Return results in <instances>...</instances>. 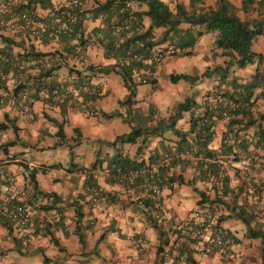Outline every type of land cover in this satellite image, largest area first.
<instances>
[{"label":"crops","instance_id":"obj_1","mask_svg":"<svg viewBox=\"0 0 264 264\" xmlns=\"http://www.w3.org/2000/svg\"><path fill=\"white\" fill-rule=\"evenodd\" d=\"M7 1L0 0V3ZM163 1L173 11L176 3L183 4L191 11L198 10L200 6H215L217 0H202L193 7L191 0ZM230 1L238 9V15L244 18L243 0ZM50 3L61 12L73 10L71 0H50ZM79 4L80 11H91L94 0H78ZM130 5L132 11L145 9V5L134 1ZM33 10L36 16L53 15L48 5L36 4ZM142 22L144 28L149 24L148 18ZM99 27L100 22L89 13L86 14L81 28L88 43L82 49L83 53L75 51L65 37L47 38L44 41L31 38L24 26L15 32H3L14 41L11 46L14 56H21L32 45L34 51L49 53L44 56L51 59L46 65L29 68L20 83L11 80L0 88V98L4 100L0 105V123L5 120L8 123L7 128L0 129V182L21 187L23 194L20 202L28 205L32 213L25 240H20L15 229L9 231L0 221V264H160L161 251L158 248L161 245L164 249L166 244H161L159 232L149 219L151 214L146 197L151 193H147L142 185L131 187L112 182L106 175L98 173L93 175V182L100 195H97L98 202L93 206L85 190L86 176L79 170L81 167H90L97 159H100L102 167H106L107 161L115 153V149L106 146V143L130 131L122 117L105 118L101 114L118 111L126 115L128 108L121 106L119 101L129 91L118 74L99 70L116 61L115 58H107L104 47L97 42V37L105 33L96 37ZM181 27L189 25L182 24ZM198 27L193 29L197 31ZM163 31V28L153 29L152 40L161 41ZM259 44L257 53L264 55V43ZM167 46H173L168 39L153 47ZM194 47L190 55H178L155 65L154 71L147 72L148 82L136 84L135 87L133 108L143 115L151 114L154 120L149 124H155L156 119L167 118L186 97L193 100L190 109L177 120L176 128L187 133L188 142L194 146L193 153L197 151L198 155L192 153L187 159L168 164L162 169L164 178L171 182L161 187L158 198L151 195L152 214L165 232L162 239H167L170 245V264H192L188 258L198 264H259L260 239L246 235V226L235 216L233 208L242 206L253 213L255 216L251 225L264 229V217L254 213L257 204L264 211V143L258 144L256 127L242 131V137L251 143L245 151L235 148L240 157L250 159V172L241 173L237 168L238 160H233V154L223 152V137L230 133V116L222 115L218 110L219 100L236 93V86L249 81L257 66L233 65L226 72L217 71L195 84L184 80L171 83L168 78L171 73L201 75L207 69L226 65L228 58L215 45L207 51H195ZM60 54L65 56L64 59ZM57 65L61 66L50 72L49 76H43V71ZM90 65L92 69L88 67ZM258 68L264 74V57ZM191 70L193 73L190 74L188 71ZM77 71H81V74ZM85 82L91 91L99 93L95 100L88 99L90 92L76 91ZM198 83L203 85L200 89ZM54 85L61 90L67 87L73 90L56 101L51 94L44 92ZM81 93L87 96L84 98ZM64 98L69 99L60 104ZM263 112L264 93L259 87L254 92L252 113L257 116ZM205 113L212 114L214 123L212 138L206 150H203L193 141L196 131L190 128L192 117H200ZM12 123L17 127V132ZM261 124L264 131V120ZM60 126L62 137L58 135ZM75 129H78V134ZM15 139V145H5ZM178 142L179 137L167 131L163 136H151L146 140L139 137L135 143L116 145H121L124 157L146 164L155 155H161L164 146L169 151L175 150ZM67 145H74L71 172L67 171L70 162ZM206 151L214 155L207 156ZM55 164L62 165V168H51L36 174L39 189L59 197L58 202L54 203L55 208L43 210L40 206L52 205V200L38 196L29 202L33 189L28 183V171L24 165L32 169ZM211 164L214 165L207 168ZM56 171L60 172L59 176L55 175ZM201 193L207 198L203 203ZM5 196V191L0 188V220ZM77 206L82 207L79 223L82 238L76 232ZM198 208L212 209L223 218L221 223L225 231L236 240L226 252L207 249L205 243L182 237L172 227L173 216L186 217ZM43 222L44 231L39 234L38 229Z\"/></svg>","mask_w":264,"mask_h":264},{"label":"trees","instance_id":"obj_2","mask_svg":"<svg viewBox=\"0 0 264 264\" xmlns=\"http://www.w3.org/2000/svg\"><path fill=\"white\" fill-rule=\"evenodd\" d=\"M26 1V2H25ZM137 2L139 5H145V9L132 11L131 2ZM201 3L202 0H191V6L195 3ZM39 4L40 6L48 5L52 10L53 14H58L61 10H55L50 0H24V3L19 7L21 9L26 10L28 13L34 14L33 6ZM193 7V6H192ZM123 8V12H119L120 9ZM73 10H65L64 16L69 22H71L75 27H82L83 18L86 14H90L93 18L96 19L99 13L107 14V21L112 16H117L121 18H128L132 29L136 27V25H140L142 32L136 33L132 31L131 35L126 36L123 40L117 41L115 37H113L108 31L101 36L97 37V42L100 43L104 47L105 56L107 58H115V63L108 65V67H100L99 70L105 73L114 72L118 74L126 88L128 89V95L121 101L119 104L121 106H127L126 115L119 113L118 111L111 112L109 114L102 112V116L105 118H113V117H122L124 122L130 127V131L125 134H121L117 136L112 142H107L106 146H110L115 149V153L109 158L106 164V168L109 173L106 174L107 179L112 182H117L120 184H124L127 186L135 187L136 185H142L147 193H151L148 188L147 183V174H141L135 177L132 181L128 179V175L138 169L148 168L152 163H156L157 160L161 157V155L165 152H170L167 150V147H163V153L161 155H155L154 159L149 163L137 162L135 159H129L122 155L120 146L116 144H124V143H135L139 137H143L145 140L151 136H163L164 132L171 131L176 136L179 137V142L176 151L187 150L192 147V143L188 142L187 133L180 131L176 128L177 120L182 117V113L188 111L193 104V100L191 98L186 97L183 102L178 103L173 112L167 118L156 119L155 124H149V122L153 121L154 118L151 114H141L133 108L134 104V96H135V87L136 82L133 81V71L135 68L144 69L149 71H154L155 63H139L134 61H127L126 63L120 65L117 63V60L123 57L130 45L134 43L136 40H146L144 41L142 46H136L133 44V50L135 52H142L145 54L148 53L149 49L154 45L164 41L170 40V44H172L175 48H185V52L182 55H190L191 49L195 46L197 39L200 35L205 32L217 31V38L215 40V47L221 50L222 55L228 58L226 65L224 67L219 66L214 69H207L201 75H189L185 73H171L168 78L171 83H176L180 80H184L189 82L190 84H195L201 78H205L210 76L212 73L217 71L226 72L230 66L244 67L248 64H252L257 59L258 65L263 60L264 55L262 53H257L251 49L253 41L257 39V37L264 35V0H243L242 1V10L244 13V18H241L238 15V9L234 6V4L230 0H217L215 6H200L199 9H192L191 11L187 10L185 6L181 3H176L174 11L170 9L168 3L163 0H105L104 2H100L98 0H94V7L91 11H80V4L76 8H72ZM71 11V12H70ZM251 13L254 14L251 17ZM75 14V16H74ZM248 14H250L248 16ZM35 15V14H34ZM144 18H148L149 24L144 28V24L142 20ZM182 24H188L189 27L183 28ZM18 28L23 26L21 22H16ZM195 26H200L202 29H198L197 31L193 29ZM156 28H163V34L161 41H153L152 40V31ZM8 30L6 27L0 26V41H5L9 51H11V46L13 44V39L5 36L3 32ZM148 38V39H147ZM151 39V40H150ZM88 43L87 38H83L81 40V48L84 49L86 44ZM29 53L34 54L36 56H44L49 53H42L34 51V47L29 46ZM189 48V51L188 49ZM68 53L71 54V51ZM62 59H64V55L60 54ZM72 55V54H71ZM61 65H57V67H53V69H48L43 71V76H49L50 72L56 70ZM92 69V66H88ZM78 74H81V71H77ZM224 77V74H223ZM85 81V80H83ZM82 81V82H83ZM154 82V81H153ZM5 87V83L0 81V88ZM56 87L50 86V90ZM262 88V94L264 93V74L261 73L258 66L251 77V79L245 83H240L236 86V93L229 95L230 97H225V99L236 101L238 106L236 110L231 112L230 114V125L229 132L226 134L223 139H226L228 135L231 136L227 142H223V152L232 153L233 160H239L240 155H238V151L235 150L236 147H239L243 151L246 150L247 146L250 145L251 141L247 138L242 137V131L250 128L256 127L258 129V144L261 142L264 143V131L262 128L261 122L264 120V112L258 113L257 116H254L252 113V107L254 105V92L257 88ZM91 89V87H90ZM92 90V89H91ZM89 96L82 94L85 98L95 100L99 97V93L95 91H91ZM69 98H64V101L59 102L60 104H64L68 101ZM218 110L221 111L220 108ZM136 111V112H135ZM212 114L205 113V115L200 117H192L191 119V128L190 130L196 131L194 142L199 146V149L206 150L207 144L210 142L212 138V126L214 121H212ZM14 123V121H13ZM13 129L17 132V127L13 124ZM8 127V123L6 120L0 123V129H5ZM235 127V129L233 128ZM75 132L78 134V129H75ZM58 135L62 137V127H59ZM199 138H202V141H199ZM192 141V142H193ZM17 139L9 141L5 145H15ZM76 142V138L74 139ZM78 142V141H77ZM264 145V144H263ZM74 145H67L70 153V162L67 167V171L71 172L73 170L72 163V149ZM207 156H213L214 154L211 152H205ZM194 155H198V152L195 151ZM99 153H97V156ZM100 159H97L92 165L88 168L84 169H95L101 167ZM176 162H180L179 160L172 159L169 163L165 165H158L157 173L162 178L160 186L162 187L166 182H171L170 179H165L162 175L161 171L168 164H175ZM212 165H207V168L212 167ZM25 169L28 171V183L31 185L33 191L32 196L29 199V202L38 196L46 197L49 200H52V205H41L40 208L43 210L53 209L55 208L54 203H57L59 197L55 193L43 192L39 189L38 183L36 181V174L39 171L45 172L51 168H62V165L55 164L53 166L43 165L42 167H34L30 169L26 165H24ZM94 174H89L86 176L85 182V190L87 188L90 189L91 192L95 193V196L100 195L98 187L95 186L93 182ZM173 180V178H171ZM87 192V191H86ZM88 193V192H87ZM89 194V193H88ZM152 195V194H151ZM149 195L146 197V205L149 207V219L153 226L158 230L159 236L161 238V244L168 245L167 239H162L165 235V232L161 229L160 225L157 223V219L152 214V205H153V197ZM153 196V195H152ZM202 202L207 201L204 193H201ZM205 198V199H204ZM23 204V202H21ZM81 206L76 207V217H77V227L76 232L79 234L80 238H82L80 231V221L82 218ZM235 212V216L239 218L246 226V235L249 238H258L260 239V263L264 264V229L256 228L251 225V222L254 219V214L249 213L242 206H235L233 208ZM223 218L219 216V221L221 222ZM9 231L14 229V223L8 216L7 211L3 206V213L1 215L0 220ZM234 239V238H233ZM82 241V239H81ZM234 242L236 240L234 239ZM163 247L160 245L158 251L163 252ZM162 261V257H161ZM160 261V264H161ZM188 261L192 264H198L194 259L188 258Z\"/></svg>","mask_w":264,"mask_h":264},{"label":"built area","instance_id":"obj_3","mask_svg":"<svg viewBox=\"0 0 264 264\" xmlns=\"http://www.w3.org/2000/svg\"><path fill=\"white\" fill-rule=\"evenodd\" d=\"M24 3V0H9L7 2L0 3V26L6 27L8 31H17L19 28L16 22H21L24 27L27 28V32L31 38L39 41H44L47 38L57 39L59 37H65L67 41H70V46L75 51L83 53L81 48V40L84 38L83 29L81 27H75L69 20L64 16V12L53 14L49 17L36 16L28 13L26 10L19 8ZM71 6L76 8L78 6V0H71ZM119 12H123V8ZM106 13H99L96 20L100 22L99 30L97 35L101 36L103 32H109L117 41L123 40L126 36L131 35L132 31L141 33L140 25H136L134 30L132 29L131 23L128 18H121L112 16L107 21ZM148 39V38H147ZM151 40V39H150ZM146 40H136L133 44L136 46H142ZM133 44L130 45L126 54L117 60V63L122 65L127 61H134L144 64L155 63L160 64L169 58L182 55L185 52V48H175L174 46L167 47H151L148 53L135 52L133 50ZM69 46V43H68ZM51 57L36 56L29 53V48L24 50L21 56H14L5 41H0V81L8 83L14 80L20 83L25 77L29 68L43 66L49 63ZM148 70L137 69L133 71V81L137 84H146ZM71 87L60 89L54 87L53 89L44 90V92L51 94L56 101H60L62 97L69 95L72 92ZM91 92L90 86L87 82L83 83L76 89L77 92ZM220 101L221 114L230 116L231 112L236 110L238 104L236 101L222 99ZM4 100L0 98V105ZM231 139V136L225 139L227 142ZM202 140V138L200 139ZM194 146L187 150L165 152L157 160L156 163H152L148 168H142L132 171L128 175V179L131 181L141 174H147L148 188L151 191L153 197L158 198L161 194L160 183L162 178L157 173L158 165H165L172 159L183 161L187 159L193 153ZM238 169L241 173L250 172V159L245 156H241L237 161ZM83 174L88 176L89 174L102 173L108 174L109 171L106 167H98L92 170L84 169ZM55 175L59 176L60 172L56 171ZM0 188H2L6 196L3 199V206L8 213V216L13 221L14 229L20 240H25L32 222L31 209L26 204H21L20 197L23 194V189L14 184H5L0 182ZM86 191L90 195V200L93 202V206L98 202V197L95 196L94 192H91L89 188ZM254 213L261 217H264V211L262 206L257 204L254 206ZM172 227L176 233L182 237H186L193 240H198L207 245V249H213L220 252H226L230 249L234 242V239L229 235L222 223L219 221V215L217 212L209 208H198L191 215L186 217L173 216ZM43 222L38 229L39 234L44 231ZM170 245L164 247L161 253L162 261L161 264H170V255L168 251Z\"/></svg>","mask_w":264,"mask_h":264},{"label":"rangeland","instance_id":"obj_4","mask_svg":"<svg viewBox=\"0 0 264 264\" xmlns=\"http://www.w3.org/2000/svg\"><path fill=\"white\" fill-rule=\"evenodd\" d=\"M249 15L250 14H248V16ZM198 28L200 29L201 27L199 26ZM216 38H217V31H210V32L203 33L201 35V37H199V39H198V41L194 47V50L195 51H201V50L207 51V50H209L210 48L214 47ZM262 42L264 43V35L257 37V39L255 41H253L251 49L255 52H258L260 50V47H259L260 44L259 43H262ZM252 65H254L255 67L258 66L257 59L255 60L254 63H252ZM188 72L191 74V73H193V70L188 71ZM198 85H200L198 89H200L201 86H203L202 83H198L197 86ZM193 90L196 92L195 88ZM238 232L240 233L241 229H239Z\"/></svg>","mask_w":264,"mask_h":264}]
</instances>
